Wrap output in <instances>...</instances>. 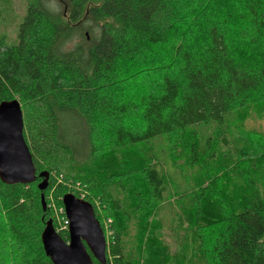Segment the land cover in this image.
I'll use <instances>...</instances> for the list:
<instances>
[{"label": "trees", "instance_id": "trees-1", "mask_svg": "<svg viewBox=\"0 0 264 264\" xmlns=\"http://www.w3.org/2000/svg\"><path fill=\"white\" fill-rule=\"evenodd\" d=\"M214 4L27 0L16 41L0 40V103L17 99L21 104L37 179L30 185L0 180V231L11 243L3 250L2 264H52L41 242L47 221H53L66 242L69 233L59 229L64 215L56 218L49 198L64 210L62 197L68 193L93 206L108 243L107 264H195L180 247L174 253L163 247L164 233L178 236L180 231L192 233L189 252H197V243L199 251L210 250L204 253L207 264H264V181L256 184L243 170L245 198L226 187L227 195L235 194L234 207L221 190L232 175L227 164L241 171L247 159H264L262 148L248 154L246 140L230 119L255 96L264 95V0ZM212 9L217 15H209L203 40L197 43L193 35L173 41L184 13L194 18ZM234 27L251 49L249 59L231 51L227 32ZM76 38L81 40L68 48ZM167 44L174 62L162 70L157 90L137 99L119 96L120 74L154 66L150 49ZM132 117L140 127L128 124ZM103 133H108L111 156L123 170L114 177L140 179L132 188L134 213L150 223L135 222L122 197H115L119 187L123 193L131 188L129 181L112 185L109 176L99 181L106 147L98 139ZM43 172L49 180L40 190ZM96 203L111 218L102 220ZM112 215L125 221L116 222Z\"/></svg>", "mask_w": 264, "mask_h": 264}, {"label": "rangeland", "instance_id": "rangeland-1", "mask_svg": "<svg viewBox=\"0 0 264 264\" xmlns=\"http://www.w3.org/2000/svg\"><path fill=\"white\" fill-rule=\"evenodd\" d=\"M210 1V0H208ZM214 4V0H211V5ZM26 6H27V0H0V40L4 39L5 41L9 43H13L16 41L17 36L16 32L18 30V27L25 16L26 13ZM216 7L212 5V8ZM207 12V13H205ZM204 14L197 15L193 18L194 15H191L190 13H184L185 21H180V19L177 21V27L178 33L173 38L174 42H177L179 39H187L191 40V37L195 35L194 40L198 43L202 38V30L204 24L208 23V19L210 18L209 15L216 14V9L212 10H206ZM217 15V14H216ZM213 17V16H212ZM215 17V16H214ZM221 17L218 15V19ZM182 19V18H181ZM188 19V20H187ZM190 21V26L186 25ZM228 35V41L231 48V51L237 56V57H243V59H249L252 56L251 49L248 47L247 44L242 41L241 39V32L238 29V27H234L233 29H229L227 32ZM184 37V38H183ZM81 39L76 38L74 39L70 45H68V48H72L74 43H78ZM169 47L170 44H167L166 46L160 48V49H150V55L155 60L154 66L145 65L141 69H135L132 71H123L120 74L119 77V85H118V91L117 93L119 96L128 98H134L137 99L138 96H140L142 93L148 92L149 90H157L159 85V79L161 73H163L164 68L167 64H171L174 61H172L171 55L169 54ZM158 57V58H156ZM158 59V60H157ZM158 64V65H157ZM154 68V70H152ZM25 113L27 111L25 110ZM31 118V115H30ZM230 119L234 125L235 132L238 136L244 138L247 142V147L249 146V152L253 151H259L261 148V151L264 154V95H258L255 96L249 104H247L245 107L240 108L236 111H234L230 115ZM128 124L133 127H140L141 123L138 121L135 117H132L129 119ZM252 134V135H251ZM251 135V137H250ZM100 142L104 144L106 147L104 149V153L101 155L100 158V165L101 173L99 181L101 182L108 176L111 179L112 185H117V181L119 182V185H127L128 181L131 185L130 189H127L122 192V188L119 187L118 194L115 195V197H122V202L124 204V208H128V211L132 215V219L137 223H146L149 220H145L144 216H141L138 213H134V206L135 202L132 199V193L135 189H132L134 186H139L141 183L140 179L136 176H129L127 179L123 177L122 175L116 176V173H119V159L111 156L110 150H112V144L111 139L108 135V133H103L100 135L99 139ZM262 163H264V159H258L257 157H251L247 159L243 169L240 170H234L232 169V165L227 164V171L231 172L232 175L228 177V184L226 186L222 185V194L227 199H232L233 206L237 205V201L233 199V196L235 195L232 193V195H227L226 193V187L228 189V192L234 191L237 192L238 195L242 196L240 198H245V195L241 193V190L246 189V182L242 178V175L244 174L243 170H246L248 175L252 177V181H254L256 184L260 183V179L264 181V168L262 167ZM261 176V178H259ZM227 177V176H226ZM121 179V180H120ZM227 178L225 179V181ZM261 181V182H262ZM232 187V188H231ZM245 193H249L250 190L247 189ZM261 191L264 192V186L261 187ZM94 195L97 193L95 188H91V195ZM122 194V195H121ZM87 195V194H86ZM85 195V196H86ZM85 198V197H84ZM239 198V199H240ZM51 199L50 205L53 206V211L55 212L56 218H59V215L61 213V209L58 210L56 208V205L54 203V200ZM85 200V199H83ZM96 208H98V213L102 215V220H105L110 217V214L108 212L107 208H102L100 203H96ZM112 219L117 221L124 222L125 219L119 220L112 215ZM111 218V217H110ZM150 223V222H149ZM1 224V220H0ZM59 229H62V220L58 221ZM131 223L129 224V228H131ZM208 226V225H206ZM205 225H203L204 229L208 232H211L209 230L210 228H206ZM107 228H109V225H106ZM1 228V227H0ZM215 232L213 233V235ZM216 235V234H215ZM192 237V233H188V235L185 233V231H180V234L178 236H174L173 234H170L169 232L164 233V235L161 238V242H163V247L172 250V252H179L181 248V252L183 256L187 257V259H190L195 262V264H207V252L206 255L204 254L205 251H210L205 248V250L199 251V243H197L196 251L197 252H189L187 250V243H190V239ZM201 242V241H200ZM10 237L7 235V233L4 232V229L0 231V264L1 257L3 255V250H7V248L10 246ZM11 247V246H10ZM180 247V248H179ZM13 250L16 253H19L20 249H17L15 246H13ZM182 256V257H183ZM182 261V258L181 260Z\"/></svg>", "mask_w": 264, "mask_h": 264}, {"label": "water", "instance_id": "water-1", "mask_svg": "<svg viewBox=\"0 0 264 264\" xmlns=\"http://www.w3.org/2000/svg\"><path fill=\"white\" fill-rule=\"evenodd\" d=\"M38 185L40 190L48 186L49 173ZM36 169L24 138V119L17 99L0 103V180L6 185H30L36 181ZM43 209H46L42 196ZM64 214L69 221V241H64L48 220L41 234L46 256L52 264H107V239L93 206L75 195L62 197Z\"/></svg>", "mask_w": 264, "mask_h": 264}, {"label": "built area", "instance_id": "built-area-1", "mask_svg": "<svg viewBox=\"0 0 264 264\" xmlns=\"http://www.w3.org/2000/svg\"><path fill=\"white\" fill-rule=\"evenodd\" d=\"M60 214H63L64 215L60 219V220H62V225H61L62 229H68V227H69V221H68V219L66 218V216L64 214V210H61V213ZM59 218H60V216H59ZM57 219H58V217H57Z\"/></svg>", "mask_w": 264, "mask_h": 264}]
</instances>
